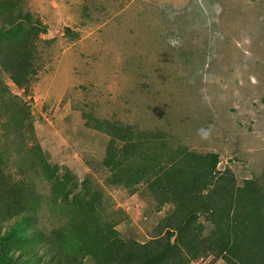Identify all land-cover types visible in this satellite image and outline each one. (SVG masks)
<instances>
[{
    "label": "rangeland",
    "instance_id": "1",
    "mask_svg": "<svg viewBox=\"0 0 264 264\" xmlns=\"http://www.w3.org/2000/svg\"><path fill=\"white\" fill-rule=\"evenodd\" d=\"M23 6L47 33L37 41L38 72L27 89L0 65V186L25 181L39 194L20 237L35 234L40 244H4L21 219L12 215L18 206L10 193V208L0 204V257L9 249L16 258L8 264H43L47 242L41 244L69 217L65 206L54 205L41 161L32 166L38 143L46 162L103 192L101 218L117 224L125 240L144 243L165 232L174 204L159 206L147 182L133 189L109 182L107 122L131 126L137 136L165 134L167 142L150 150L164 160L218 153L219 174L231 168L237 187L217 174L209 205L230 191L244 206L253 190L264 196V0H23ZM20 103L36 139L11 120ZM193 211L207 239L212 214ZM231 257L208 250L191 264H228ZM84 264L95 263L88 257Z\"/></svg>",
    "mask_w": 264,
    "mask_h": 264
},
{
    "label": "trees",
    "instance_id": "2",
    "mask_svg": "<svg viewBox=\"0 0 264 264\" xmlns=\"http://www.w3.org/2000/svg\"><path fill=\"white\" fill-rule=\"evenodd\" d=\"M45 33L47 28L25 10L23 0H0V65L20 89H27L38 72L37 41ZM21 105L14 106L16 116L12 118L11 113V120L18 123L20 130L30 127L36 139L35 129L28 122V111ZM97 123L101 125L102 122ZM107 123L111 139L103 164L111 171L109 182L127 189L147 182L157 196L159 206L174 204V210L166 218L165 232L144 243L125 240L116 228L117 224L103 222L101 218L99 207L103 192L88 178L80 181L68 168L46 162L38 143L37 159L32 166L37 167L36 161H41L45 176L52 183L54 205L65 206L69 213L65 225L41 244L43 247L47 242L43 264H84L88 257L95 264H191L208 250L231 254L228 264H264V196L259 190L252 191L247 206L238 202L235 191H230L228 198L215 202L218 204L209 205L213 203V180L217 174L218 178L223 177L228 184L237 187L231 168L223 172L224 176L219 174L218 153L180 152L170 160H164L150 150L167 142L165 134L152 132L137 136L131 126ZM25 184V181L15 183L9 190L1 182L3 210L10 208L5 197L11 193L16 195V205L20 206V212L16 207L12 215L21 214L15 232L4 236L7 245L10 240L14 243L19 239L25 245L40 242L35 234L26 240L20 237L37 212L35 204L40 200L39 194ZM200 196L204 199L193 201ZM204 209L212 214L215 223L207 239H201L204 225L197 223L193 211ZM238 219L240 224L233 226ZM10 251L8 249L4 257H0V264L16 261Z\"/></svg>",
    "mask_w": 264,
    "mask_h": 264
}]
</instances>
